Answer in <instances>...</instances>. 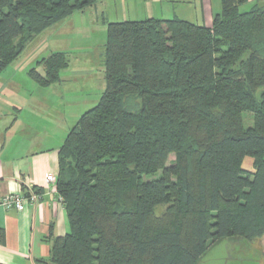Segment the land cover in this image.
Wrapping results in <instances>:
<instances>
[{
	"label": "trees",
	"instance_id": "1",
	"mask_svg": "<svg viewBox=\"0 0 264 264\" xmlns=\"http://www.w3.org/2000/svg\"><path fill=\"white\" fill-rule=\"evenodd\" d=\"M97 1L0 0V73ZM246 1L220 0L210 26L107 23L104 89L58 150L69 229L50 236L47 264H197L224 237H264V7ZM38 65L28 75L49 86L68 60L53 51Z\"/></svg>",
	"mask_w": 264,
	"mask_h": 264
},
{
	"label": "rangeland",
	"instance_id": "2",
	"mask_svg": "<svg viewBox=\"0 0 264 264\" xmlns=\"http://www.w3.org/2000/svg\"><path fill=\"white\" fill-rule=\"evenodd\" d=\"M211 4L213 8L219 5L221 8L220 0H211ZM200 9V0H98L82 11H74L32 39L0 73V96L4 100L11 97L31 99L36 105L31 109L36 110L34 115L29 114L31 119L51 120L58 125L52 129L68 131L81 113L95 105L104 89L103 48L108 22L175 16L200 24ZM240 9L248 8L243 4ZM53 51H64L67 57L68 66L61 71L63 80L61 85L40 86L30 78L28 70L35 66L42 71L35 61ZM251 118V113H243L245 127L251 126ZM173 159L174 154H169L166 164ZM251 165L252 159L245 157L242 167L252 170ZM163 208L164 205L158 206L156 213ZM197 264H264V237L252 240L241 236L224 237L210 244Z\"/></svg>",
	"mask_w": 264,
	"mask_h": 264
},
{
	"label": "crops",
	"instance_id": "3",
	"mask_svg": "<svg viewBox=\"0 0 264 264\" xmlns=\"http://www.w3.org/2000/svg\"><path fill=\"white\" fill-rule=\"evenodd\" d=\"M244 5L264 7V0H247ZM200 8L202 23L210 26L220 5L216 9L211 0H200ZM63 75L55 83L61 85ZM30 100L0 96V199L30 188L39 190L38 200L20 211L0 205V264H47L50 236H61L69 229L55 183L46 181L49 173L58 174V150L68 131L52 129L58 125L51 120L31 119L36 105Z\"/></svg>",
	"mask_w": 264,
	"mask_h": 264
},
{
	"label": "built area",
	"instance_id": "4",
	"mask_svg": "<svg viewBox=\"0 0 264 264\" xmlns=\"http://www.w3.org/2000/svg\"><path fill=\"white\" fill-rule=\"evenodd\" d=\"M46 181H56V176L49 173L46 176ZM39 198V192H36L33 188L24 190L17 193H9L0 199V205L6 209H15L20 211L24 208L27 203H34ZM61 198V197H60Z\"/></svg>",
	"mask_w": 264,
	"mask_h": 264
}]
</instances>
